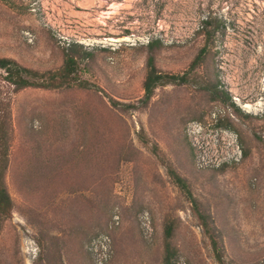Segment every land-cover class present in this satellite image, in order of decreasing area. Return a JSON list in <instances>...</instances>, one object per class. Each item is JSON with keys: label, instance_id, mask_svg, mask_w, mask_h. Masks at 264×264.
<instances>
[{"label": "rangeland", "instance_id": "rangeland-1", "mask_svg": "<svg viewBox=\"0 0 264 264\" xmlns=\"http://www.w3.org/2000/svg\"><path fill=\"white\" fill-rule=\"evenodd\" d=\"M70 46V87L12 93L0 78L13 203L0 264H161L166 221L172 261L264 264V0H0V57L44 74ZM150 56L175 80L144 105Z\"/></svg>", "mask_w": 264, "mask_h": 264}, {"label": "trees", "instance_id": "trees-1", "mask_svg": "<svg viewBox=\"0 0 264 264\" xmlns=\"http://www.w3.org/2000/svg\"><path fill=\"white\" fill-rule=\"evenodd\" d=\"M201 29L199 30L204 36L206 41L210 38L209 27L211 23L208 20L203 21ZM149 48L154 47L152 42L148 45ZM207 44H204L193 57L189 64V69H193L195 65L204 58L206 54ZM65 60L62 67L56 71L47 72L44 74H38L30 69L24 68L16 63L14 60L0 57V78L12 87V93H16L26 88H43V89H59L63 87H70L72 85V77L76 68L75 58L80 57L82 53L75 47L70 46V49L65 53ZM38 78H40L38 80ZM175 80V76L162 75L154 65V58L152 56L146 59V74L142 83L144 99L142 104L146 105L150 100L153 90L157 85H164ZM180 82H185L186 77L181 76L178 79ZM77 86L82 88H88V84L85 82L78 83ZM202 92L207 93L210 99L213 101H219L221 103H228V95L218 88L216 84H210V82L201 89ZM113 106H117L119 103L112 100ZM231 104V103H230ZM125 109H136L135 105H121ZM232 106V104H231ZM4 113L0 115V229L2 223L8 219L13 210V203L7 191L5 185V171L8 164V150H9V138H8V106H6ZM200 119V117H199ZM221 125V123H220ZM264 144V142H263ZM223 170V167L220 169ZM173 173V172H172ZM174 182L182 189L186 196L190 193L187 191V185L183 179L173 174ZM194 207L197 208V205ZM173 231V223L166 221L163 225V251L161 256V264H172V259L176 253L174 247L171 245L170 239ZM212 245L216 247V242L212 240ZM219 258V257H217Z\"/></svg>", "mask_w": 264, "mask_h": 264}, {"label": "built area", "instance_id": "built-area-1", "mask_svg": "<svg viewBox=\"0 0 264 264\" xmlns=\"http://www.w3.org/2000/svg\"><path fill=\"white\" fill-rule=\"evenodd\" d=\"M127 43L130 46H137V45H146L149 44L151 41L149 39V37L142 35L141 37H136L134 34H131L128 38H127ZM222 164L221 161H216L215 166L219 167ZM104 238L101 239H97V240H92V242L90 243V248L93 251H97L99 248H103L104 246ZM172 264H187L185 262V260L181 257H177Z\"/></svg>", "mask_w": 264, "mask_h": 264}, {"label": "bare ground", "instance_id": "bare-ground-1", "mask_svg": "<svg viewBox=\"0 0 264 264\" xmlns=\"http://www.w3.org/2000/svg\"><path fill=\"white\" fill-rule=\"evenodd\" d=\"M238 100V99H237ZM236 104L243 109L246 112H251L254 113L255 111L258 110V108H260L262 106L261 103L255 104V105H250L248 103H241L239 101H236ZM259 111V110H258Z\"/></svg>", "mask_w": 264, "mask_h": 264}]
</instances>
